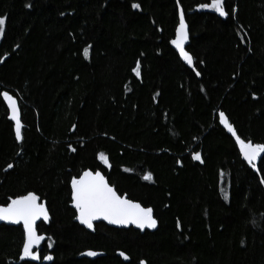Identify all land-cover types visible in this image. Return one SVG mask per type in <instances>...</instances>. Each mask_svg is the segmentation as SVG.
I'll use <instances>...</instances> for the list:
<instances>
[{"label": "trees", "instance_id": "trees-1", "mask_svg": "<svg viewBox=\"0 0 264 264\" xmlns=\"http://www.w3.org/2000/svg\"><path fill=\"white\" fill-rule=\"evenodd\" d=\"M205 3L0 0V93L23 125L17 141L0 95V204L34 191L49 213L36 260L21 225H0V264H264V154L253 169L219 117L264 143V0H225L228 17ZM181 12L192 65L171 43ZM85 169L152 207L158 229L80 225L70 179Z\"/></svg>", "mask_w": 264, "mask_h": 264}, {"label": "snow or ice", "instance_id": "snow-or-ice-1", "mask_svg": "<svg viewBox=\"0 0 264 264\" xmlns=\"http://www.w3.org/2000/svg\"><path fill=\"white\" fill-rule=\"evenodd\" d=\"M131 7L138 9L140 5L134 2ZM198 7L202 9H214L220 17L229 16V12L225 8V0H211V3L200 4ZM231 11L235 13L236 9L233 7ZM5 27L6 18L0 16V35L4 33ZM186 40H188V32L186 30L184 15L181 12L179 24L175 29V39L171 43L179 50L180 56L187 64L192 65L193 57L184 48ZM88 54L89 48L86 47L83 49V55L87 58ZM132 72L137 77L140 76L141 68L139 61L132 68ZM196 75L199 76L200 73L196 72ZM0 95H2L8 104L10 119L15 122V138L17 141H20L22 139L23 125L20 119L17 101L7 91L0 93ZM219 117L220 122L235 137L236 144L239 146V152L244 160L255 169L257 167L255 161L261 153H264V143H253L251 140L242 139L233 130L232 125L225 118L224 112H220ZM69 148L71 151H75L74 148H71V145H69ZM192 158L199 161L201 160V154L198 152L194 153ZM98 159L105 165L109 163L108 157L102 152L98 154ZM7 167L12 168L13 165L8 164ZM143 179L146 181L152 180V174L150 172L145 173ZM260 183L264 184V179ZM70 186L71 203L77 213L76 219L88 229H92L93 221L100 218L108 221L110 224H132L140 229H144L145 227L151 229L157 226V220L154 218L152 207L142 206L140 202L129 199L127 194H119L116 188L106 180L105 175L99 170L93 171L85 169L76 176H72ZM225 198H227V194ZM39 219L47 221L49 219V213L45 203L40 200V197L34 191L16 195L14 198L10 196L5 204H0V220L10 221L12 223L22 222L23 224L25 239L21 252L22 258H31L33 260L40 258L38 253L33 251V248L39 246L40 242L45 239V236L38 234L36 230V222ZM48 246L51 247V244ZM85 254L87 256L97 255L92 250H88ZM120 255L126 260L129 259L123 251L120 252ZM43 259L51 260L52 256L45 255ZM139 264H145V261L141 260Z\"/></svg>", "mask_w": 264, "mask_h": 264}, {"label": "water", "instance_id": "water-1", "mask_svg": "<svg viewBox=\"0 0 264 264\" xmlns=\"http://www.w3.org/2000/svg\"><path fill=\"white\" fill-rule=\"evenodd\" d=\"M185 24H186V30H187V32H188V40H186L185 41V43H184V48L189 44V41H190V35H189V27H188V24H187V22H186V20H185ZM14 98V97H13ZM15 99V98H14ZM16 100V99H15ZM17 106H18V109H19V105H18V103H17ZM19 113H20V109H19ZM225 118H226V116H225ZM20 119H21V113H20ZM227 119V118H226ZM228 121V120H227ZM262 154H264V153H261L260 154V156H258V158H257V160L255 161V163L257 164L258 162H259V160H260V157H261V155ZM91 170V169H90ZM100 171V170H99ZM101 173L104 175V173L101 171ZM105 178H106V180L108 181V179H107V177L105 176ZM109 182V181H108ZM113 186V185H112ZM143 206V205H142ZM72 207H73V205H72ZM74 208V207H73ZM75 209V208H74ZM153 215H154V212H153ZM154 218H155V216H154ZM156 219V218H155ZM157 220V219H156ZM42 221V219H39V220H37V222H36V230H37V226H38V224L40 223ZM76 221L80 224V225H82L77 219H76ZM100 222H103V223H105L106 225H108V226H111V227H114V228H125V229H128V228H130V227H132V228H134V229H136V230H140L141 232H144V231H146V230H149V231H156L157 229H158V221H157V226L155 227V228H147V227H145L144 229H140V228H138V227H136L135 225H132V224H129V225H114V224H110V223H108V221H106V220H103L102 218H100V219H97V220H94L93 221V228L92 229H88L86 226H84V225H82L85 229H87L88 231H90V232H94L95 231V224H97V223H100ZM1 224H6V225H12V226H19V225H21L22 227H23V224H22V222L21 223H12V222H10V221H3V220H0V225ZM37 233H38V230H37ZM88 251V250H87ZM87 251H85V252H83V253H81L80 254V257H88V258H95L96 256H98V255H102V253H99V254H97L96 256H87L85 253L87 252ZM45 262H47V260L45 261ZM145 264H147L146 263V261H145Z\"/></svg>", "mask_w": 264, "mask_h": 264}]
</instances>
